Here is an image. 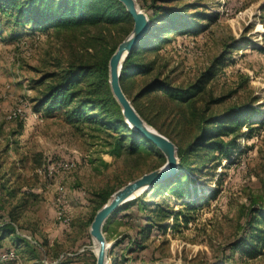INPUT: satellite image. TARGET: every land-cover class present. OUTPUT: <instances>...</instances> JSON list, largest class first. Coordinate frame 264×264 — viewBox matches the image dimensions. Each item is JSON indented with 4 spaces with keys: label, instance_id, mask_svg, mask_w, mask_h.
I'll return each mask as SVG.
<instances>
[{
    "label": "rangeland",
    "instance_id": "374dc122",
    "mask_svg": "<svg viewBox=\"0 0 264 264\" xmlns=\"http://www.w3.org/2000/svg\"><path fill=\"white\" fill-rule=\"evenodd\" d=\"M197 1V9L218 12L215 20L205 23L198 19L205 26L196 33L172 32L159 49L144 52V58L154 59L155 66L143 76L136 75L133 90L156 74L171 84H185L211 66L213 73L203 98L208 111L219 113L249 103L262 122H251L254 116L233 133L222 135L223 153H190L192 167L184 170L180 183L188 191L214 190L213 195L188 212L186 223L178 217L174 224L168 215L163 230L153 225L145 246L134 247L125 256L129 261L165 264H264V239L257 245L259 253L250 257L231 245L240 235L248 236L243 226L250 207H264V0ZM1 19L0 187H4L0 188V221L18 204L13 210H19L14 229L26 234L33 247L30 251L14 243L12 234L4 235L0 254L12 251L13 255H0V264H94L95 240L88 228L101 197L159 166L161 158L149 153L114 156L106 151L101 133L92 131L89 123L66 122L60 108L46 112L44 108L35 110L33 104L69 62L97 58L120 29L111 28L109 33L102 29L105 40L89 47L85 35L96 34L99 27L32 30L22 23L6 22L3 16ZM14 90L15 97L6 95H13ZM153 92L160 94L159 90ZM215 97L218 100L210 102ZM16 107L22 108L23 116L7 117ZM154 121L162 128L168 124L162 115ZM47 156L69 159L72 167L51 181L44 180L34 169ZM7 189L15 190L13 196ZM157 189H145V197L150 195L172 208H179L180 200L188 198L175 197L167 188L156 193ZM58 190L64 191L61 208L53 199ZM117 208L106 217H110L107 229H102L110 244L121 234L133 235L142 222L134 207L127 214L124 209L115 213ZM259 226L264 228L262 223Z\"/></svg>",
    "mask_w": 264,
    "mask_h": 264
},
{
    "label": "trees",
    "instance_id": "16d2710c",
    "mask_svg": "<svg viewBox=\"0 0 264 264\" xmlns=\"http://www.w3.org/2000/svg\"><path fill=\"white\" fill-rule=\"evenodd\" d=\"M149 18V26L138 38L134 46L123 58L119 71V84L130 100L136 112L147 123L168 137L175 145L177 155L176 170L165 178L153 183L151 188H167L175 197L188 196L181 199L179 208L145 197L143 190L134 199L117 208L126 212L138 211L142 222L138 224L133 235L121 234L111 242L107 254L110 264H165L153 261H129L125 256L134 247L145 246V239L152 233L153 225L157 230H163L166 222L163 219L170 215L172 223H177L180 217L186 223L190 214L203 199L213 195L211 192L186 190L179 181L184 170L191 168L189 155L197 153L204 155L207 150L225 151L222 135L233 133L240 124L253 119L256 109L249 103L227 108L219 113L209 112L208 103L203 100L205 85L212 75L211 66L202 70L193 80L185 84H171L159 74L150 80L142 81L136 90L133 82L136 75L143 76L155 66L154 59H145L144 52L159 49L162 42L170 39V34H194L204 28L205 23L215 20L218 12H205L196 8L197 0H136ZM4 17L14 23H22L30 29H64L75 30L89 27H99L98 32L86 34V46L95 47L105 40L102 29L110 32L111 28H119V33L109 46L100 50V55L90 61L69 62L62 73L49 83L45 91L36 98L33 108H44L46 112L61 109L62 118L69 123H89L92 131L101 133L104 137L106 151L114 156H137L140 153L154 154L164 161L162 152L147 138L129 126L124 121L120 106L109 89L107 80V59L116 43L130 30L132 18L120 0H0V21ZM198 19H204L203 24ZM4 21V22H5ZM104 26V27H101ZM96 43V45H94ZM159 90L160 94L153 91ZM147 98L143 100L142 97ZM83 97V98H82ZM203 100V101H202ZM210 102L218 98H210ZM208 101V100H207ZM162 115L167 119V126L156 125L155 119ZM251 122H262V117H255ZM169 126V127H168ZM202 158L200 159V161ZM3 184H1V189ZM0 189V190H1ZM7 194L13 196L14 189H7ZM155 191V190H154ZM192 195V196H191ZM103 195L96 207L105 201ZM20 205V204H19ZM13 205L7 211V217L0 221V238L12 234V241L17 245L26 246L31 251L33 244L15 231L14 220L19 214ZM19 207V206H18ZM132 210V211H131ZM102 229L106 230V222ZM264 207L259 204L248 210L244 230L248 236L240 235L232 241V246L247 255L259 253V245L264 239ZM126 240V242H125ZM30 245V248L28 247ZM120 246L119 253L114 251ZM123 249V250H122ZM55 264H65L57 261Z\"/></svg>",
    "mask_w": 264,
    "mask_h": 264
},
{
    "label": "water",
    "instance_id": "95a60500",
    "mask_svg": "<svg viewBox=\"0 0 264 264\" xmlns=\"http://www.w3.org/2000/svg\"><path fill=\"white\" fill-rule=\"evenodd\" d=\"M120 1L132 18V25L130 30L116 43L107 59V80L109 89L120 106V112L124 121L142 136L150 140L162 152L164 161L159 166L143 171L139 175L118 186L109 194L105 201L96 208L88 228L89 234L94 236L98 241L94 253V264H110L107 260V247L110 245V242L106 240L102 230V224L106 217L120 204L138 195H133V193H139L149 188L153 183L172 174L177 168V155L174 143L141 118L120 87L118 78L121 62L127 52L134 46L138 38L149 26V18L136 0Z\"/></svg>",
    "mask_w": 264,
    "mask_h": 264
},
{
    "label": "built area",
    "instance_id": "2783aa9c",
    "mask_svg": "<svg viewBox=\"0 0 264 264\" xmlns=\"http://www.w3.org/2000/svg\"><path fill=\"white\" fill-rule=\"evenodd\" d=\"M23 116V110L20 107H16L11 113L7 114V117H22ZM73 162L66 158H56V157H45L42 159L40 164L35 167L34 171L36 174H38L41 178L47 181H51L54 179L55 175L61 172H65L69 169H71ZM64 191L58 190L54 196V202L55 204L61 208L64 202ZM17 233H19L16 230ZM20 235L29 238L26 234L20 232ZM1 256H8L11 257V252H2L0 254Z\"/></svg>",
    "mask_w": 264,
    "mask_h": 264
},
{
    "label": "bare ground",
    "instance_id": "6f19581e",
    "mask_svg": "<svg viewBox=\"0 0 264 264\" xmlns=\"http://www.w3.org/2000/svg\"><path fill=\"white\" fill-rule=\"evenodd\" d=\"M135 192H136V191H135ZM141 192H142V191H141ZM141 192H139V193H141ZM139 193L136 192V193H133V195H134V194L137 195V194H139ZM91 236H92V235H91ZM92 237H93L94 240H95V247L97 248L98 241H97V239H96L94 236H92Z\"/></svg>",
    "mask_w": 264,
    "mask_h": 264
},
{
    "label": "crops",
    "instance_id": "0c3cea01",
    "mask_svg": "<svg viewBox=\"0 0 264 264\" xmlns=\"http://www.w3.org/2000/svg\"><path fill=\"white\" fill-rule=\"evenodd\" d=\"M16 92H17V91L14 90V91H13V95H12V92H7L6 95L14 96ZM14 97H15V96H14Z\"/></svg>",
    "mask_w": 264,
    "mask_h": 264
}]
</instances>
